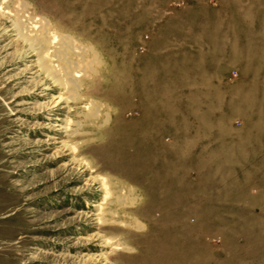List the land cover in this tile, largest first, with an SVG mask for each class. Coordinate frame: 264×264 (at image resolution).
I'll list each match as a JSON object with an SVG mask.
<instances>
[{"label": "rangeland", "instance_id": "374dc122", "mask_svg": "<svg viewBox=\"0 0 264 264\" xmlns=\"http://www.w3.org/2000/svg\"><path fill=\"white\" fill-rule=\"evenodd\" d=\"M1 1L0 264H264V0ZM18 17L99 55L78 101Z\"/></svg>", "mask_w": 264, "mask_h": 264}, {"label": "bare ground", "instance_id": "6f19581e", "mask_svg": "<svg viewBox=\"0 0 264 264\" xmlns=\"http://www.w3.org/2000/svg\"><path fill=\"white\" fill-rule=\"evenodd\" d=\"M2 4L3 2L0 0V11ZM22 6L25 9L27 3L24 2ZM13 24H15L20 38L23 39L28 44L29 49L38 56V61L43 71L53 79L59 89L69 93L68 97H65L64 94L61 93L57 99H59V101H63L64 99L71 102L78 101L80 99L79 94L83 91V87L77 80L76 68L79 63L84 61V58L87 57L86 55L88 54L94 57L93 60H100L99 55L94 52L93 47L77 40L71 35L54 31L51 22L45 17L31 19L29 21H27V19L25 21L18 17ZM82 122L67 120L64 124H61L60 127L65 129L69 137H75L80 134L83 128ZM110 184L111 183L108 181H102L106 196L111 194L109 191V189H111ZM118 202L122 204L124 203V199L119 198ZM114 214L116 215L117 212Z\"/></svg>", "mask_w": 264, "mask_h": 264}]
</instances>
